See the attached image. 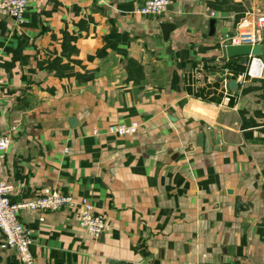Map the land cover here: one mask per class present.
Listing matches in <instances>:
<instances>
[{"label":"crops","instance_id":"1","mask_svg":"<svg viewBox=\"0 0 264 264\" xmlns=\"http://www.w3.org/2000/svg\"><path fill=\"white\" fill-rule=\"evenodd\" d=\"M26 1L21 23L0 13V179L12 201L86 197L107 223L96 238L77 205L20 211L36 263L264 264V60L224 53L264 0H169L159 15L135 12L145 0ZM224 78L239 83L220 105ZM2 240L0 264H23Z\"/></svg>","mask_w":264,"mask_h":264},{"label":"built area","instance_id":"2","mask_svg":"<svg viewBox=\"0 0 264 264\" xmlns=\"http://www.w3.org/2000/svg\"><path fill=\"white\" fill-rule=\"evenodd\" d=\"M168 3L169 0H145L135 8V12L142 15H159L165 11ZM26 5V0H0V13L21 23L24 19ZM238 25L235 33L224 43V47L227 44H247L251 46L264 44V12L247 14ZM249 58L259 57L249 56ZM246 72L237 74L240 83H242ZM254 73L259 75L260 69L254 71ZM229 80L225 78L222 80L223 89L226 93L219 101L220 105L227 104L236 98L233 93L228 92L227 84ZM138 127L139 124L137 122H132L129 125L110 124L102 132L95 129L93 133L96 135L127 136L134 134ZM9 144L10 137L0 131V162ZM11 190L12 184L0 179V233L3 236L2 246L15 249L19 260L23 264L37 263L31 250L32 239L30 232L22 225L19 218V213L22 210L57 211L66 206L77 205L79 207L78 224L93 237L97 238L107 226L105 216L95 212L93 205L86 197L74 200L71 194L52 190L29 200L12 201L8 196Z\"/></svg>","mask_w":264,"mask_h":264},{"label":"water","instance_id":"3","mask_svg":"<svg viewBox=\"0 0 264 264\" xmlns=\"http://www.w3.org/2000/svg\"><path fill=\"white\" fill-rule=\"evenodd\" d=\"M210 26L212 28V21L210 22ZM161 27L164 29L165 32V24L161 25ZM224 53L227 59H233V58H238L239 61L242 64H246L248 61V57L249 56H256L259 57L261 60H264V44L262 45H234V44H227L224 47ZM228 88L231 91H236L238 88V83L236 82L235 79H230L228 81ZM68 122L70 125H73L74 122H76L74 117H70L68 119ZM199 144L204 145V138L205 140L207 139V137L210 139V142L214 141L213 138V133L211 131H207L205 126L201 127V134H199ZM210 142L208 143V141L206 140L205 142V148L207 147L208 149H210ZM213 145V144H212Z\"/></svg>","mask_w":264,"mask_h":264}]
</instances>
